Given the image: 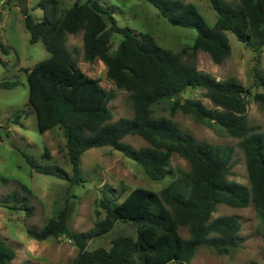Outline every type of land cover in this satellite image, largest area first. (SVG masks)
I'll return each instance as SVG.
<instances>
[{"label": "trees", "instance_id": "16d2710c", "mask_svg": "<svg viewBox=\"0 0 264 264\" xmlns=\"http://www.w3.org/2000/svg\"><path fill=\"white\" fill-rule=\"evenodd\" d=\"M7 2L11 0H6ZM169 23L194 28V42L182 52L203 51L214 63L223 62L232 51L227 32L254 50L264 46V0H209L218 18L210 26L197 6L184 0H146ZM42 20H35L22 7L30 42L41 41L50 57L25 69L29 104L36 112L37 126L45 132L59 126L65 138L72 174L60 167H45L36 158L21 151L37 172L68 180L71 185L84 182L80 162L92 147L110 146L142 166L153 180L167 176L174 154L187 159L191 170L157 192L133 189L122 201L111 190L99 206L105 216L88 231L76 232L69 225L68 203L41 227L28 226L35 240L67 236L79 249L73 264H187L198 247L208 245L220 255L229 254L244 237L239 234L241 221L236 216L214 217L219 204L247 207L254 203L264 222V131L249 124L246 96L251 91L234 78L216 80L194 64L183 61L182 53L161 46L150 33H134L119 25L112 11L100 0L76 1L68 10L60 9V0H40ZM82 32L84 57L100 59L108 77L120 89L129 92L133 116L113 121L109 102L112 94L97 78L86 75L67 47L69 34ZM121 34L112 51L114 34ZM0 48L8 49L0 40ZM263 88L253 98L264 106V76H256ZM16 81H1L0 87L12 88ZM204 89L213 107L195 98H182L187 89ZM160 111L191 115L209 125H218L239 138L246 156L250 185L229 178L234 148L201 141L184 132L171 116ZM24 116L16 115V122ZM138 135L147 144L135 147L124 141ZM6 180V179H5ZM22 187L31 192L26 186ZM14 209L32 214L27 197L17 191L10 194ZM8 203V202H6ZM118 222H132L137 236L120 235L110 249L88 250V242L110 232ZM187 227L190 237L180 233ZM264 238V229L262 232ZM15 249L0 234V264H12ZM249 264H263L251 260Z\"/></svg>", "mask_w": 264, "mask_h": 264}, {"label": "rangeland", "instance_id": "374dc122", "mask_svg": "<svg viewBox=\"0 0 264 264\" xmlns=\"http://www.w3.org/2000/svg\"><path fill=\"white\" fill-rule=\"evenodd\" d=\"M76 1L84 3L87 0H60L61 12L68 10ZM184 1L194 3L210 26L215 24L218 15L209 0ZM39 2L40 0H0V40L8 49L4 52L0 48V82H17L12 88L0 87V234L15 249L16 255L12 264H73L79 249L67 236L38 241L27 234L26 228L41 227L68 203L71 229L76 232L88 231L104 218L105 211L99 206V202L104 194L112 196L110 189L114 190L119 202L135 188L159 192L173 179L189 172L191 165L187 159L174 154L167 168V176L153 180L140 164L119 150L101 146L92 147L82 154L80 167L84 182L79 184L71 185L68 180L37 172L30 166L21 151L36 158L42 166L60 167L72 174L62 128L55 126L40 132L36 112L29 104L25 69L49 58L50 52L41 41L30 42V32L25 26L21 8L27 7L34 19L39 21L44 17V10ZM100 2L112 11L119 25L130 28L136 34H152L161 46L182 53L183 61L194 64L200 71L216 80L234 78L241 82L251 91L246 96L249 124L264 131V106L253 98L255 92L263 91L256 76H264V46L254 50L228 31L231 54L223 62L214 63L206 52H182L193 44L197 31L194 28L172 25L146 0ZM122 38L121 34L113 35L112 51L117 49ZM67 47L83 72L99 79L101 85L112 94L109 102L113 112L112 120L132 117L133 105L129 92L118 88L108 77L107 66L102 60L85 59L82 32L69 34ZM182 98L199 99L206 106L213 107L204 89L189 88L182 93ZM19 111H23L24 116L17 123L16 115ZM160 112L171 116L169 111ZM171 117L184 132L198 140L233 146L235 152L229 178L250 185L246 156L239 145V138L229 136L218 125L198 121L191 115L178 112ZM124 141L138 148L147 144L138 135H127ZM22 185H26L31 192ZM13 191L27 197V203L33 207L32 214L12 208L10 194ZM222 215L240 219L239 234L244 237V241L226 255L218 254L211 246L202 245L187 264H249L251 260L264 264V222L254 203L250 202L247 207L242 208L219 204L213 216ZM180 233L185 238L190 237L187 227H180ZM120 235L136 237L137 226L132 222H118L110 232L90 240L87 249H110L112 240Z\"/></svg>", "mask_w": 264, "mask_h": 264}]
</instances>
